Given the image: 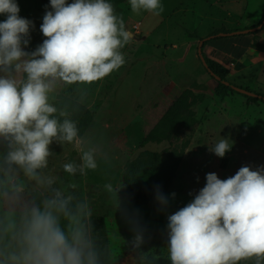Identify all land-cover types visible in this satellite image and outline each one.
Masks as SVG:
<instances>
[{
  "label": "clouds",
  "instance_id": "clouds-1",
  "mask_svg": "<svg viewBox=\"0 0 264 264\" xmlns=\"http://www.w3.org/2000/svg\"><path fill=\"white\" fill-rule=\"evenodd\" d=\"M129 4L135 14L164 11L161 0ZM50 6L40 25L46 38L27 51L34 23L19 15L15 0H0L6 15L0 22V264H118L95 229L89 201L77 195L78 184H64L51 165L50 145L78 152L79 162L60 165L68 176L98 168L97 150L84 146L78 122L55 100L61 87L90 86L118 71L132 37L109 0H50ZM229 140L222 137L209 150L223 158ZM104 188L114 199L120 190L112 183ZM169 199L156 185L159 210ZM167 220L171 264H264V166H242L227 179L207 173L194 199ZM132 231L130 253L145 264L138 221ZM161 256L153 254V264Z\"/></svg>",
  "mask_w": 264,
  "mask_h": 264
},
{
  "label": "rangeland",
  "instance_id": "rangeland-1",
  "mask_svg": "<svg viewBox=\"0 0 264 264\" xmlns=\"http://www.w3.org/2000/svg\"><path fill=\"white\" fill-rule=\"evenodd\" d=\"M193 1L200 5L202 0H186L187 3ZM15 2L20 8L19 15L35 25L30 31L29 44L36 48L46 38L40 25L46 11L51 10L50 0ZM232 6L240 8V2ZM187 7L181 5L174 17L180 16L182 9ZM258 12L263 14L264 8L262 11L257 0H250L247 17L256 16ZM116 14L122 17L120 9ZM5 19L6 15L0 14V22ZM234 19L245 21L246 16L236 12L228 17L221 7H213L211 15L196 22L192 34L198 32L202 38L208 37L218 27L230 26ZM124 22L132 37L122 49L125 65L90 86L61 87L55 100L56 105L67 108L76 121L77 104L92 112V122L82 137L86 148L97 150L98 168L85 176H68L61 171L60 165L67 161L79 162V154L72 145L62 147L56 143L50 145L55 152L51 165L55 166L64 184H78L77 195L89 201L95 229L103 243L111 245L117 253L118 264H140V254L130 253L128 245L136 221L146 241L142 246L147 253L145 264H153V254L159 253L163 256L156 264H171L166 257L167 216L194 199L206 184V174L215 172L220 179H227L242 166H251L253 170L264 166V102L250 103L244 95L232 92L221 98L215 92L218 83L205 69L198 52L193 53L182 42L178 48L175 40L143 45L140 32L131 30L136 23ZM200 42L201 39L197 41L198 47ZM190 45L197 48L194 43ZM234 83L264 92V65L257 64L251 80L236 79ZM248 83L251 85L247 86ZM180 97L183 101L179 103L181 109L179 114L178 107L177 119L163 124L165 132L158 142L144 143L146 136ZM222 137L230 139L232 147L220 158L209 147ZM176 152H183V159L164 192L170 197L169 206L159 210V204L151 206L147 202L143 184L149 186L155 198V186L164 189V182L177 163ZM136 161L154 168L143 164L138 171L143 177L139 178L143 187L130 170ZM105 183L120 189L115 199L105 190ZM173 192L176 193L174 199L170 196ZM117 199L120 200L118 209L115 207Z\"/></svg>",
  "mask_w": 264,
  "mask_h": 264
},
{
  "label": "crops",
  "instance_id": "crops-1",
  "mask_svg": "<svg viewBox=\"0 0 264 264\" xmlns=\"http://www.w3.org/2000/svg\"><path fill=\"white\" fill-rule=\"evenodd\" d=\"M249 1L202 0L198 5L199 2L196 1L187 3L186 0H161L164 11L159 16H154L144 11L140 14L133 13L129 0H126L118 5L116 13L120 9L124 21L140 24L141 44L147 46L149 43L159 44V42L175 40L174 45H178V48L182 42L183 46L187 45L196 54L198 52L197 41L203 37L198 32L196 33L198 35L192 34L196 30V22L206 18L209 13L211 15L213 7L217 6L221 7L228 17H233L236 12L246 16L245 21L234 19L230 22V26L222 25L218 29L238 30L256 25L263 14L258 12L256 16L247 17ZM238 2H240V8L232 6L233 3ZM257 3L263 11L264 0H257ZM183 4L188 7L182 9L180 16L174 17ZM191 43L197 45V48L194 49L190 45ZM203 51L209 58L229 69L228 78L234 82L236 79L244 80V78L251 80L252 74L256 72L257 64L264 65V27L254 34L220 35V37L207 42ZM250 85V83L247 84V86Z\"/></svg>",
  "mask_w": 264,
  "mask_h": 264
},
{
  "label": "trees",
  "instance_id": "trees-1",
  "mask_svg": "<svg viewBox=\"0 0 264 264\" xmlns=\"http://www.w3.org/2000/svg\"><path fill=\"white\" fill-rule=\"evenodd\" d=\"M126 0H113L112 5L114 6L115 12H116V6L122 2H124ZM260 24H262V28L264 27V13L259 21L258 24L256 25H252L249 26L247 28L244 29H238V30H226L225 28H220L216 31H214L210 36L208 37H204V38H200L201 40H203L202 43V51H203V47L204 45L207 43L208 40L210 39H215L220 37V35H230L234 32L237 31H243L246 29H249L250 31L248 32V34H254L257 31H259L260 29L257 30H252L253 28L259 26ZM133 27V26H132ZM261 28V29H262ZM132 30V28H131ZM241 34H244V32H241ZM27 51H32L35 50V47L32 45H28L26 47ZM203 55L205 57V61L207 63L204 64L203 60L202 64L204 65L205 69L207 70V72L216 79L218 85L215 88V92L218 96H220L221 98H224L229 92L232 93H238V94H242L245 96V98L247 99V101L249 100V102H253L254 104H258L259 102L263 101L264 102V92L262 91H256V90H252L249 88H245L242 87V85L236 84L234 82H232L231 80H229L228 74H229V69H227L224 65H222L221 63L209 58L203 51ZM236 87H240V88H245L249 91H251L252 93H254L253 95H247L244 94L242 92H239ZM183 97L178 98L177 100H175L173 102V104L170 106L169 111L166 112V114L164 115V117L162 118V120L151 130V132L146 136V138L144 139V143H148V142H158L161 138V136L163 135V132H165V128L163 126V124L166 121H173L177 119L178 116V107H179V103L183 100H181ZM180 107H179V114H180ZM77 121H78V126L80 128V133L81 135H83L84 131L86 130V128L88 126H90L91 122H92V112L88 109H86L84 107V105L82 104H77ZM177 155V163L174 165L173 170L170 172V178L168 180H166L164 182L165 186L164 189L163 187H161V191L164 193L165 190L167 189L168 184L171 185L172 183V179L175 175V173L177 172L178 168H179V163L181 162V160L183 159V152H176ZM143 164L149 165L148 163L145 162H140V161H136L133 163L132 167L130 168L131 172L133 173V177L134 179L138 182V184L142 186L141 181H140V174H138V171L140 169H142ZM134 166V167H133ZM150 166V165H149ZM151 168H153L152 166H150ZM154 169V168H153ZM142 177V176H141ZM143 179V177H142ZM163 184V185H164ZM145 187H143L144 192L146 194V200L147 202L151 205V206H157L158 203L156 202L155 198L151 195L150 191H149V186L146 184H143Z\"/></svg>",
  "mask_w": 264,
  "mask_h": 264
},
{
  "label": "water",
  "instance_id": "water-1",
  "mask_svg": "<svg viewBox=\"0 0 264 264\" xmlns=\"http://www.w3.org/2000/svg\"><path fill=\"white\" fill-rule=\"evenodd\" d=\"M262 28V24H260L259 26L253 28L252 30H257V29H261ZM250 30L249 29H246V30H243V31H237V32H234V33H237V34H240L241 32H244V33H248ZM202 43H203V40H201L200 44H199V47H198V52H199V56L201 57V59L203 60L204 64L207 65L206 61H205V57L203 55V51H202ZM236 89L239 91V92H242L244 94H247V95H253L254 93H252L251 91L245 89V88H240V87H236Z\"/></svg>",
  "mask_w": 264,
  "mask_h": 264
},
{
  "label": "built area",
  "instance_id": "built-area-1",
  "mask_svg": "<svg viewBox=\"0 0 264 264\" xmlns=\"http://www.w3.org/2000/svg\"><path fill=\"white\" fill-rule=\"evenodd\" d=\"M132 30L139 33L140 32V24H134Z\"/></svg>",
  "mask_w": 264,
  "mask_h": 264
}]
</instances>
